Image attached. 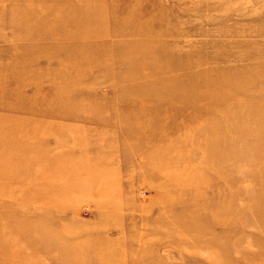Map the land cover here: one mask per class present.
Segmentation results:
<instances>
[{
	"label": "rangeland",
	"instance_id": "374dc122",
	"mask_svg": "<svg viewBox=\"0 0 264 264\" xmlns=\"http://www.w3.org/2000/svg\"><path fill=\"white\" fill-rule=\"evenodd\" d=\"M0 264H264V0H0Z\"/></svg>",
	"mask_w": 264,
	"mask_h": 264
}]
</instances>
